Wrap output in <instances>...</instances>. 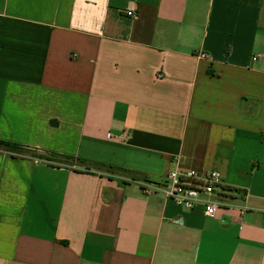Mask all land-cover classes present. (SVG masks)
<instances>
[{"label":"crops","instance_id":"crops-1","mask_svg":"<svg viewBox=\"0 0 264 264\" xmlns=\"http://www.w3.org/2000/svg\"><path fill=\"white\" fill-rule=\"evenodd\" d=\"M0 141V264H264V0H0Z\"/></svg>","mask_w":264,"mask_h":264},{"label":"built area","instance_id":"built-area-1","mask_svg":"<svg viewBox=\"0 0 264 264\" xmlns=\"http://www.w3.org/2000/svg\"><path fill=\"white\" fill-rule=\"evenodd\" d=\"M126 15L130 18L135 16L133 12H127ZM201 57L206 56L203 54ZM221 184V177L216 172L199 174L194 171L174 170L164 182L148 183L144 191L148 194H159L187 211L202 207L205 216L213 218L224 207L218 193Z\"/></svg>","mask_w":264,"mask_h":264},{"label":"trees","instance_id":"trees-1","mask_svg":"<svg viewBox=\"0 0 264 264\" xmlns=\"http://www.w3.org/2000/svg\"><path fill=\"white\" fill-rule=\"evenodd\" d=\"M0 149L7 150L11 153H16L19 155H27L28 153L40 160H44L46 162H57V160H65L67 164L73 165V164H82L85 165L87 164L86 161L76 159L74 157H67V156H60V155H52V156H44L38 154V152L31 150L29 148H24L20 145L13 144V143H8V142H1L0 141ZM95 166L97 170L103 171V172H108L111 175H118V176H124L127 178H130L132 181H139V182H144L147 179L145 176L141 173L131 171V170H126V169H121V168H116V167H111L107 165H102V164H92Z\"/></svg>","mask_w":264,"mask_h":264},{"label":"rangeland","instance_id":"rangeland-1","mask_svg":"<svg viewBox=\"0 0 264 264\" xmlns=\"http://www.w3.org/2000/svg\"><path fill=\"white\" fill-rule=\"evenodd\" d=\"M31 154V153H30ZM29 153L27 155H30ZM58 163H64L66 162L65 160H57Z\"/></svg>","mask_w":264,"mask_h":264}]
</instances>
